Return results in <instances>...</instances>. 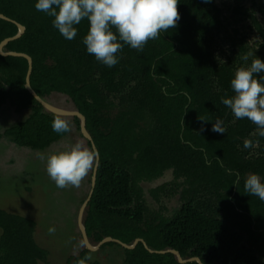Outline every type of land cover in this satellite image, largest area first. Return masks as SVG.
Masks as SVG:
<instances>
[{"label":"trees","instance_id":"16d2710c","mask_svg":"<svg viewBox=\"0 0 264 264\" xmlns=\"http://www.w3.org/2000/svg\"><path fill=\"white\" fill-rule=\"evenodd\" d=\"M35 3L0 0L8 19L0 18V45L18 34L15 23L24 28L0 49V111H29L0 137L42 150L68 134L53 132L56 115L26 90L28 61L4 55L21 53L32 62L33 92L67 98L98 152L83 215L89 242L142 240L147 248L101 246L120 248L124 264H264V201L244 190L249 174L264 182V137L252 136L255 125L235 119L221 102L235 95L230 81L238 67L264 61V0H178L177 27L149 40L143 52L125 45L111 68L87 53V20L66 40ZM217 119L223 134L211 130ZM246 138L259 143L245 149ZM36 229L31 218L0 209V264H48ZM168 250L184 262L157 253ZM91 252L83 247L66 264Z\"/></svg>","mask_w":264,"mask_h":264},{"label":"clouds","instance_id":"9594fccd","mask_svg":"<svg viewBox=\"0 0 264 264\" xmlns=\"http://www.w3.org/2000/svg\"><path fill=\"white\" fill-rule=\"evenodd\" d=\"M34 7L53 18V27L66 40H73L78 33L76 26L87 20L88 30L83 38L86 51L109 68L119 62L117 54L125 45L143 52L149 40L159 39L162 32L176 28L180 19L178 0H36ZM261 74H264V61L259 58L253 59L250 66L238 67L230 81L235 95L221 99L235 119H247L255 125L251 135L258 137H264V75ZM51 127L57 134L71 131L69 119L59 115L54 116ZM211 130L225 133L224 121L217 119ZM258 143L246 138L243 146L251 149ZM36 156L45 162L46 172L56 187L66 189L80 187L96 163L97 152L78 140L47 154L37 152ZM244 190L264 201V182L259 175L249 174ZM48 232L54 234L55 228L50 227ZM80 247H84L83 241ZM89 260L91 256L85 255L75 264H87Z\"/></svg>","mask_w":264,"mask_h":264},{"label":"rangeland","instance_id":"374dc122","mask_svg":"<svg viewBox=\"0 0 264 264\" xmlns=\"http://www.w3.org/2000/svg\"><path fill=\"white\" fill-rule=\"evenodd\" d=\"M45 101L54 108L74 111L62 95L52 94ZM28 114L27 110L17 113L9 105L3 106L0 111V134ZM65 118L71 123V131L42 150L18 147L7 138L0 137V209L36 222L35 239L48 251V264H66L68 257L83 249L80 247L82 240L77 216L89 192L92 175L91 170L79 188H57L46 172L45 162L36 156L37 152L47 154L78 140L87 146L80 136V127H76L71 118ZM50 227L55 228L54 234H49ZM89 255L99 264H124L118 247H101Z\"/></svg>","mask_w":264,"mask_h":264},{"label":"water","instance_id":"95a60500","mask_svg":"<svg viewBox=\"0 0 264 264\" xmlns=\"http://www.w3.org/2000/svg\"><path fill=\"white\" fill-rule=\"evenodd\" d=\"M0 18H3L5 20H8L7 18H5L4 16L0 15ZM19 29V32L18 34L13 37V38H8L6 39L1 45H0V49L2 48L3 45H5L6 43H8L9 41L13 40V39H16L18 38L23 32H24V28L22 26H20L19 24L15 23ZM4 55H11V56H16V57H23L25 58L27 61H28V70H27V75H26V79H25V88L26 90L29 92V94H31L34 99L49 113L53 114V115H59V116H64V117H75L77 119H79L80 121V132H81V135L87 140L90 142V145H91V149L96 150L95 148V145L89 135V133L87 132L86 130V127H85V118L76 110L74 111H66V110H61V109H57V108H54L52 106H50L44 99H42L41 97L37 96L33 90L31 89V86H30V82H29V77H30V74H31V70H32V62H31V59L29 56L27 55H24V54H21V53H8V54H4ZM98 164H99V155H98V152H97V157H96V163L93 167V171H92V175H91V180H90V189H89V192L87 194V197L86 199L84 200V202L81 204L80 208H79V211H78V216H77V225H78V228H79V231H80V234H81V238H82V241L84 242V248L87 249L88 251H95L97 249H99L101 246H103L104 244H107V243H115V244H118L120 245L122 248L124 249H132L135 247V245L139 242H142V240L140 239H136L134 241V243L132 245H127V244H124V243H121L120 241L118 240H115V239H112V238H105L104 240H102L101 242H99L98 244L96 245H92L89 240H88V237H87V234L85 232V228H84V225H83V215H84V212H85V209L88 205V202L90 201L91 199V196L93 194V191H94V188H95V182H96V173H97V168H98ZM143 243V242H142ZM145 248L146 245L145 243H143ZM166 252H170V253H173L179 262L183 263L184 261L180 258L179 254L174 251V250H168V251H159L157 253H166ZM194 259H189V261H193Z\"/></svg>","mask_w":264,"mask_h":264}]
</instances>
